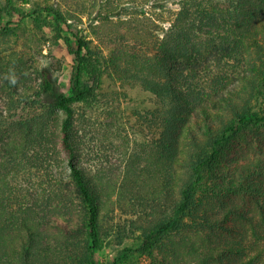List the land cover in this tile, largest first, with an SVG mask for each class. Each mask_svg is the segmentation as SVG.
<instances>
[{
  "label": "rangeland",
  "instance_id": "rangeland-1",
  "mask_svg": "<svg viewBox=\"0 0 264 264\" xmlns=\"http://www.w3.org/2000/svg\"><path fill=\"white\" fill-rule=\"evenodd\" d=\"M206 1L228 12L218 17L224 27L214 40L232 53L199 86L249 85L243 99L234 97L237 109L264 111V30L243 39L241 32L254 22L246 21L242 31L230 29L239 7L253 20L250 14L264 4ZM0 6V135L9 127L18 142L14 155L2 154L0 175L17 194L18 213L35 221L29 264H87L91 245L83 206L68 184L69 158L55 141L63 114L43 92L49 79L72 95L75 58L65 40L71 36L67 25L49 7L68 18L71 31L93 39L92 67L83 78L95 93L72 103V141L74 162L99 202L97 264H240L251 257V264H264L263 123L245 126L205 170L184 226L141 248L190 177L193 147L184 122H166L168 102L130 77L148 71L149 61L161 55L160 42L179 9L174 0H0ZM234 114L227 105L213 127ZM190 135L205 140L198 129ZM54 216L65 218L62 226ZM238 246L243 254L230 251Z\"/></svg>",
  "mask_w": 264,
  "mask_h": 264
},
{
  "label": "trees",
  "instance_id": "trees-1",
  "mask_svg": "<svg viewBox=\"0 0 264 264\" xmlns=\"http://www.w3.org/2000/svg\"><path fill=\"white\" fill-rule=\"evenodd\" d=\"M174 1L179 5V9L160 42L161 55L157 61L155 57L154 60L149 61L148 71H136L131 73L130 77L143 83L157 97L168 102L166 122L179 120L184 122L182 130L184 129L185 134L190 136L193 147L192 160L188 164L190 177L179 185L178 197L174 200L170 212L165 214L157 226L145 235L141 244L142 249H147L184 226L185 219L192 210L195 196L205 181L204 172L219 157L225 144L245 126L264 124V111L251 112L250 106L239 111L238 104L233 100L234 97L243 99L242 93L245 87L251 91L249 85L242 84V88H237L223 87L221 83L209 85L203 82L199 86L201 79L209 78L216 69L217 63H220L228 54L231 56L230 47L222 46L214 40L216 36L221 35L224 27L218 17L221 19V16L228 12L216 5L211 6L206 0ZM253 1L264 4V0H245V4H251ZM2 9L0 6V12ZM242 10L238 8L231 30H244L246 21L254 23H250L248 29L241 32L243 39L250 36L249 32L259 33L264 30V9L251 13L250 18H255L253 20L246 19ZM47 11L54 14L58 21L67 25L71 36H67L65 40L69 53L75 58L70 78L72 95L58 91L55 83L49 79H46L43 84V92L53 98L54 105L63 114L55 141L69 158L68 184L76 190L84 209L83 223L91 241L86 263L97 264L94 255L100 244L99 202L91 180L74 162L75 148L72 141V125L75 118L72 103L85 101L95 93L94 87L86 85L83 78L85 70L92 67L89 53H94L93 39L83 32L71 31L72 24L61 11L52 7L47 8ZM96 61L99 66V59ZM92 69H95L98 74L99 69L95 67ZM227 105L235 111L234 116L224 121L221 127L214 128V117L220 118L222 109ZM3 118L6 126L8 117ZM7 128V132L5 128H2L4 132L0 135V158L2 154L6 157L14 155L18 144L14 133L10 132L9 127ZM194 129L204 133V141H196V135V140L193 139L194 136L191 137L190 134L194 132ZM186 135H182V139L187 142ZM8 183L9 181L0 175V264H29L33 245L36 242L35 221L28 215L18 213L14 206L17 194L13 188L9 189ZM210 219L215 223L219 220L216 217H210ZM64 220L65 218L61 216H54L52 221L62 226ZM79 227L81 228L82 225ZM243 247L246 246L243 245ZM243 247L238 246L230 251L243 254ZM252 260L253 257L240 264H251Z\"/></svg>",
  "mask_w": 264,
  "mask_h": 264
}]
</instances>
